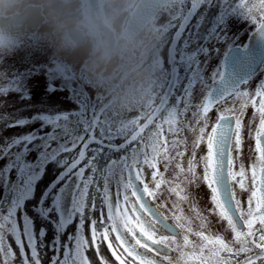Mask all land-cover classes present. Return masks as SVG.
<instances>
[{
    "label": "snow or ice",
    "instance_id": "snow-or-ice-1",
    "mask_svg": "<svg viewBox=\"0 0 264 264\" xmlns=\"http://www.w3.org/2000/svg\"><path fill=\"white\" fill-rule=\"evenodd\" d=\"M162 3L161 91L150 111L128 119L103 104L89 118L81 103L79 111L54 115L0 114L5 127L40 123L0 144V160H7L0 168V264H42L46 247L50 264H94L90 249L96 264H264V79L251 83L264 73V0ZM231 19L254 27L249 43L229 35ZM49 63L10 78L0 72V97L30 100L26 78L39 71L47 73L48 93L61 90L53 83L59 79L73 99L85 95L86 83L70 66ZM118 137L123 143L116 145ZM248 138L256 155L246 165ZM113 152L124 154L112 159ZM50 165L60 171L40 189ZM201 185L210 194L206 211L193 191ZM213 215L224 233L213 231ZM49 227L54 235L46 244Z\"/></svg>",
    "mask_w": 264,
    "mask_h": 264
},
{
    "label": "clouds",
    "instance_id": "clouds-1",
    "mask_svg": "<svg viewBox=\"0 0 264 264\" xmlns=\"http://www.w3.org/2000/svg\"><path fill=\"white\" fill-rule=\"evenodd\" d=\"M162 0H0V54L25 46L70 66L122 116L160 89Z\"/></svg>",
    "mask_w": 264,
    "mask_h": 264
},
{
    "label": "rangeland",
    "instance_id": "rangeland-1",
    "mask_svg": "<svg viewBox=\"0 0 264 264\" xmlns=\"http://www.w3.org/2000/svg\"><path fill=\"white\" fill-rule=\"evenodd\" d=\"M162 21V20H161ZM230 27H232L235 23L232 21L229 23ZM231 32V31H230ZM25 54L27 53V50L24 51ZM33 56L31 59L26 58L25 59V67L28 71L33 67H39V65H36L37 60H39V52L33 51ZM47 55V54H46ZM1 58V57H0ZM47 59L49 60L50 57L47 55ZM36 61V62H35ZM50 61V60H49ZM38 64V62H37ZM9 65V66H8ZM12 66L9 63H0V72L6 73L8 76L6 78H10L11 74L14 71H19L21 73L22 70H19V68L12 70ZM12 72V73H10ZM41 72V73H40ZM28 78V79H27ZM26 78L27 87L29 89V94L31 96L30 100H21L20 96L18 94H11L7 97H0V102L3 103V106L0 107V114L3 115H11L14 118H30L34 114L44 113V114H59L63 112H71L73 110L79 111L80 110V104L76 99H73V95L71 94L69 88H61L62 84L54 83V85L57 88H60L61 90L55 91L53 93H48L46 91V87L48 84L47 74L44 76L43 71L37 72V74H33L30 77ZM75 85V84H74ZM88 93L92 96L91 98V105L94 103V100L97 99L96 96L98 94L90 87H87ZM97 102H100L101 106L104 104V102L101 99H98ZM102 102V103H101ZM99 106V108L101 107ZM98 108V112H99ZM215 112L213 111L210 113V116L212 118V121L215 120ZM247 117H245V123H247ZM11 121H8L10 123ZM40 127V123L36 122L34 124H31L29 126L25 127H5L4 123H0V144L4 143L5 138H11L12 136H18L22 133H27L30 131H33L35 129H38ZM51 128H45L44 131H50ZM186 135H189V138L191 139V135L189 133H186ZM251 139H246V148L244 153V161L245 159H250L253 156V151H249V149H252L251 147ZM205 151L203 149H200L198 151L197 155H203ZM123 152H119L118 156L123 155ZM36 154L32 153L28 159L34 160ZM7 163V160H0V168H3L5 164ZM58 175V174H57ZM11 178L15 179V173L13 172L11 174ZM43 189V188H42ZM194 196L196 200L198 201V205L201 208V210L206 211L208 208L205 198L207 194V190L204 187V185H201L198 189H194ZM3 195V189L0 188V196ZM247 195V194H246ZM245 196V195H244ZM167 197V193L165 192L164 198ZM246 199V198H245ZM211 221V227L214 232H222L224 233L225 225L222 222L218 221V218L214 215L209 217ZM75 230V224L72 226ZM75 231H71V234H74ZM68 233V234H70ZM228 238H231V233L226 234ZM65 239L62 238V242ZM50 264V262H49Z\"/></svg>",
    "mask_w": 264,
    "mask_h": 264
},
{
    "label": "flooded vegetation",
    "instance_id": "flooded-vegetation-1",
    "mask_svg": "<svg viewBox=\"0 0 264 264\" xmlns=\"http://www.w3.org/2000/svg\"><path fill=\"white\" fill-rule=\"evenodd\" d=\"M209 12L211 14L209 18L210 19L211 18H214V16L215 15H218V13H219V7L217 6L215 8L209 9ZM167 19H168V17H167V14L165 13L164 16L161 19L162 20L161 23H166L167 22ZM231 21L233 23H235V24L232 27H230V31L231 32L229 31V35L230 36H233V35L238 34L239 35V39L236 41V43L237 44H240L241 46H243L244 44L249 43L250 42L249 41V36L251 35V32L254 30V27L251 26V25H249L246 22H240L239 20H236V19H231L229 21V23ZM193 22H195V18H194ZM208 27H211V24L210 23L208 24ZM217 46L220 47L221 50H224V48L226 47L223 44H220V45H217ZM26 50H27V53L25 54L24 51H26ZM33 51H35V53H36V50H34V49L29 50L27 48H21V49H18L17 51H15L12 54H3V55H0V57H1L0 58V61H2L3 63H9L12 66L11 67L12 70H15L16 68L17 69L19 68V70H22V72L23 71L25 72V70H26L25 65L26 64H25L24 61L28 57H31L32 58V56H33L32 52ZM49 60L47 59V55L46 54H40L39 53V60H37L38 64H37L36 61L35 62H36V65H39V66H41V65H47L48 67H51L52 65L49 63ZM217 63H218V60H213L212 61V65H215ZM43 72H44V76H45L47 73H46V71H43ZM10 73H12V72H10ZM34 73L37 74V72H34ZM260 79H264V73H258V75L256 77H254L253 81L251 82L253 88L258 84V82H259ZM53 83L62 84V81H60L59 79H57V80L53 81ZM71 87L72 88H78L79 86L77 84H75V85L73 84ZM87 87H89V86H87V85L84 86V92L87 94V96L89 98H92L93 95L91 96L90 93H88V91H87L88 88ZM70 92H71V94H73V92L71 90H70ZM252 111L253 110L251 108L248 109V114L246 116L247 119L250 118V116L252 114ZM138 114H139V112H132V113H128V114L124 115V117L130 119V118H132V117H134L135 115H138ZM245 124H247V123H245ZM255 127H256V125L254 124L253 125V128H255ZM251 147H252V149H254V139L253 138L251 139ZM201 149H203L206 152V148L203 145L201 146ZM244 153H245V150H244ZM255 155L256 154L253 151V156L251 157V160L246 158L245 161H244L245 164L246 165L247 164H250L253 161V159L255 158ZM119 157L120 156H116V157H113L112 159H118ZM171 174H172V170L170 169L169 172L166 173V176H171ZM204 187L207 190V194H206L205 201H206V204L208 206L207 208H210L211 207L210 200H209V195L210 194H209V191H208L207 187L205 185H204ZM241 198L242 199H245L246 198V194H241ZM219 233H222V232L220 231Z\"/></svg>",
    "mask_w": 264,
    "mask_h": 264
},
{
    "label": "trees",
    "instance_id": "trees-1",
    "mask_svg": "<svg viewBox=\"0 0 264 264\" xmlns=\"http://www.w3.org/2000/svg\"><path fill=\"white\" fill-rule=\"evenodd\" d=\"M96 97H99V96H96ZM75 99L78 101L79 104L83 103L86 106V108H87L86 114L89 118H91V116H92V109L93 108H95L97 110V113H98V108H99V106H101L100 102H97L98 99H95L94 103L92 105H91V101H90L91 98H89L86 93L83 96L77 94ZM71 112H75V110L71 111ZM72 119H75V117H73ZM121 142H123V139L119 138V137L113 141V143H115V144H119ZM95 146L96 145H92V147H95ZM118 154H119V152L111 153V158L118 156ZM101 163L104 164L105 161L101 160ZM59 171H60L59 169H54L50 165L49 168L46 170V176L44 177V179L39 184V188L40 189L45 188L55 178V176L58 174ZM72 226H70L69 229L66 231L65 235L62 237L63 239L66 240L68 233H70L71 231H75ZM39 227H40V224H39V221H37V228H39ZM87 234H90V233H88L86 231V235ZM53 235H54V233L51 231V229L49 227L48 236L46 237V241H45L46 244L52 239ZM63 242H64V240H63ZM102 254H104L109 259H112L110 256V251L106 248V245L102 246ZM52 255H53L52 251H50L46 247L44 249V252L42 253V256H43L42 264H49L50 257ZM89 255H90V258L93 259L94 264H96V258H95L93 250H91V249L89 250Z\"/></svg>",
    "mask_w": 264,
    "mask_h": 264
},
{
    "label": "water",
    "instance_id": "water-1",
    "mask_svg": "<svg viewBox=\"0 0 264 264\" xmlns=\"http://www.w3.org/2000/svg\"><path fill=\"white\" fill-rule=\"evenodd\" d=\"M121 143H123V142H121ZM120 144V143H119ZM119 144H116V145H119Z\"/></svg>",
    "mask_w": 264,
    "mask_h": 264
}]
</instances>
